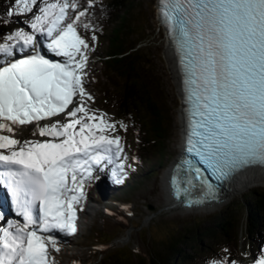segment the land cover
Listing matches in <instances>:
<instances>
[{"label":"snow or ice","instance_id":"6c2138e0","mask_svg":"<svg viewBox=\"0 0 264 264\" xmlns=\"http://www.w3.org/2000/svg\"><path fill=\"white\" fill-rule=\"evenodd\" d=\"M78 7L77 0H13L8 9L30 19L0 37V181L23 217L0 228V264H55L54 230L77 232L76 205L94 166L119 160L125 167L122 138L109 134L116 124L86 106L89 43L77 31L86 10L67 22ZM160 7L183 76L186 152L198 158L176 164V194L184 165L189 185L199 179L209 189L208 170L264 166V0H161ZM45 46L63 61L38 50ZM61 114L66 119H56ZM32 124L45 139L12 135ZM253 264H264V254Z\"/></svg>","mask_w":264,"mask_h":264},{"label":"rangeland","instance_id":"374dc122","mask_svg":"<svg viewBox=\"0 0 264 264\" xmlns=\"http://www.w3.org/2000/svg\"><path fill=\"white\" fill-rule=\"evenodd\" d=\"M90 1L96 4L95 18L99 20L107 12L104 5L106 0ZM157 1L158 0L139 1L138 9L143 10L150 18L148 23L149 31L135 36L133 41L138 44L139 51L145 54L143 58L146 61L143 63L142 68L146 71L148 70L153 76L160 96L159 102L163 106L166 114L168 141L163 148L166 155L163 157L160 164L154 166L155 171L153 174L144 178V181L139 185L138 190L134 194L117 198L116 206L109 205L106 199L117 193V189L114 185L117 184V186L125 187L129 185L130 182L134 181V176L144 175L149 168L138 164L134 165L132 154L134 151L133 137L124 132V129L120 127L121 118H119L120 116L117 110H107L101 105L102 88L105 80L101 76L102 63L98 56L102 53V44L99 40L91 41L88 50V63L87 67L84 69L85 75L83 81L85 90L91 94L93 99L87 100L86 106L91 111H95L98 114L104 113L105 119L116 124L115 132H110L109 134L119 135L122 138L124 147L123 156L126 155L127 159L124 161L125 167L123 172L120 170L118 171L121 175L120 181L117 182V179L112 176L115 184L104 185L106 193L101 192V188L99 187L101 177L97 173L85 182V196L82 201L84 203L79 206L80 229L74 235L68 234L65 237L67 240L57 241L59 251H55L50 247V252L55 258V264H112V254L118 248L125 245H130L137 251L141 249L147 252V254L154 251L163 252L168 242V235L161 228L165 227L168 223H175V226L184 233L187 232L189 228L198 231L200 227L204 228L206 225H209L210 222L208 221L212 222L219 220L222 213H226L230 209H233L238 215H243L247 208V200L253 190L264 192V181L253 182L243 193L229 198L224 204L207 212H182L181 209L172 210L167 208L165 202L160 201V197H164L163 183L165 184V170L175 162L181 148V118L178 91L176 89L172 92L170 87V81H174V79L172 71L170 70V62L165 52L167 43H165V38L162 36V28L157 18ZM50 2H55V0H50ZM2 3L8 10L12 6L13 0H2ZM70 11L71 9L69 12ZM13 17L16 19L13 23L0 29V37L5 33H9L16 28L24 26V20L30 19L27 15H13ZM26 30L30 31L31 29L26 28ZM78 33L83 38L86 35L80 30ZM174 93L176 96L173 95ZM79 99L78 96V99H76L77 103ZM12 135H14V137L16 136L17 139L21 141L43 138L38 135V130H20L18 132L15 131ZM124 173H127V175ZM114 212L117 214L116 220L113 215H111ZM151 216L153 218L149 220ZM205 220L206 222L203 223ZM116 223L120 224L119 227L115 226ZM149 227V231H146L147 234L144 232L145 230L142 234H139L141 228L148 230ZM97 228L105 230L107 233L116 231L118 233L116 239L108 246L98 245L93 240L95 229ZM128 235L130 236L128 241H118L119 238ZM240 235L241 251L245 261L243 263L237 262V264H251L261 253L264 254L262 236L254 240L261 248L259 253L255 254L252 246L253 240L245 236V223L241 226ZM191 243L192 242L189 241L185 247V250L189 253L192 252L190 248ZM202 243L203 247L208 249L213 241L205 238ZM220 243L221 241L216 243L218 247H220ZM196 260L197 261L193 264H213V262L223 261L222 258L217 257H205L202 259L201 254L197 255Z\"/></svg>","mask_w":264,"mask_h":264},{"label":"trees","instance_id":"16d2710c","mask_svg":"<svg viewBox=\"0 0 264 264\" xmlns=\"http://www.w3.org/2000/svg\"><path fill=\"white\" fill-rule=\"evenodd\" d=\"M140 0H106L107 10L99 20L95 18L96 4L90 0H77L78 9L71 10L68 22L75 19L78 11H85L77 25L82 31L84 39L101 42V55L98 56L102 63L101 76L104 78L101 105L107 109H116L121 122L127 125L124 132L130 134L134 141V165L148 167L142 176H134V181L129 186L123 187L116 196H130L134 194L144 178L155 171L154 166L162 162L166 152L163 148L168 141V126L166 114L160 104V96L156 82L148 70L142 67L146 61L138 44L133 41L137 35L149 31L150 18L138 9ZM8 10L0 0V29L13 23V15H8ZM84 24L90 27L85 29ZM95 35L96 39H92ZM114 206V205H112ZM113 217L116 220L117 214ZM245 218V221H244ZM244 221V222H243ZM203 222V221H202ZM201 222V224H202ZM206 220L203 222L205 223ZM209 225L194 231L188 229L182 232L175 223H168L161 229L168 235L165 251H154L150 254L143 250H135L130 245L118 248L111 257L112 264H193L197 255L201 258L217 257L223 261L242 262L244 256L241 248V226L246 225V237L253 240L252 246L255 254L259 253L260 246L254 240L262 236L264 242V192L253 190L247 200V208L243 215H238L233 209L222 213L217 221H208ZM116 223V227H119ZM138 227V226H137ZM141 228L139 234L148 232ZM146 232V234H147ZM117 232L107 233L105 230L95 229L93 240L98 245L108 246L116 237ZM210 239L213 243L208 249L203 247V241ZM192 242L189 253L185 249L188 242ZM218 247L217 242H220ZM200 249V250H199Z\"/></svg>","mask_w":264,"mask_h":264},{"label":"bare ground","instance_id":"6f19581e","mask_svg":"<svg viewBox=\"0 0 264 264\" xmlns=\"http://www.w3.org/2000/svg\"><path fill=\"white\" fill-rule=\"evenodd\" d=\"M165 52L168 58V61L170 62V70L172 71L173 74V79L174 81H170V87L172 92L177 89V94L178 96L182 98V74L179 68L178 64V56L176 54V49L175 47L171 44L168 43L165 46ZM174 96L175 93L173 94ZM180 118H181V112H180ZM181 129H182V118H181ZM178 126V125H176ZM101 177L100 181L101 183L99 184V187L101 188V192H105L104 190V185L108 184H115V181L112 177V174L107 173V174H101L99 175ZM118 177V176H117ZM117 177H115L117 179ZM165 184L163 183V193L164 197H160V201H163L166 203L167 208L170 209H181L182 212H200L203 209H197V208H192L196 209L195 211H192L191 209H188L185 206L180 205V198L176 197L172 191V187L170 186L169 182L167 181L166 178H164ZM264 181V166H257V167H251L241 173L236 174L233 176L231 179L228 180V183L220 188L217 192V197H218V202H215L213 205H210L209 207H217L221 204H224L225 201H227L229 198L243 193L247 188H249L253 182H263ZM110 190V188H109ZM157 198V197H156ZM108 201H111L109 199H106ZM10 211L9 204L7 202V197L4 191L0 193V223H5L8 222L9 219H7L5 216L7 214H4V212ZM11 213V212H10ZM153 217L151 216L149 220H151ZM130 239V236H124L122 238H119L118 241H128ZM64 241V238L63 240Z\"/></svg>","mask_w":264,"mask_h":264}]
</instances>
